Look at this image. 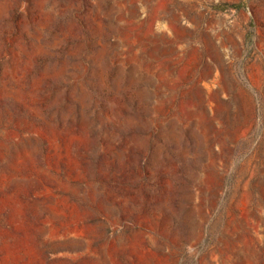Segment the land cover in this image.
I'll return each mask as SVG.
<instances>
[{
    "label": "rangeland",
    "instance_id": "1",
    "mask_svg": "<svg viewBox=\"0 0 264 264\" xmlns=\"http://www.w3.org/2000/svg\"><path fill=\"white\" fill-rule=\"evenodd\" d=\"M262 58L264 0H0V264H264Z\"/></svg>",
    "mask_w": 264,
    "mask_h": 264
},
{
    "label": "trees",
    "instance_id": "2",
    "mask_svg": "<svg viewBox=\"0 0 264 264\" xmlns=\"http://www.w3.org/2000/svg\"><path fill=\"white\" fill-rule=\"evenodd\" d=\"M243 1L241 2H238V3H233V4H230L229 6H232V7H236V8H241L243 7Z\"/></svg>",
    "mask_w": 264,
    "mask_h": 264
},
{
    "label": "bare ground",
    "instance_id": "3",
    "mask_svg": "<svg viewBox=\"0 0 264 264\" xmlns=\"http://www.w3.org/2000/svg\"><path fill=\"white\" fill-rule=\"evenodd\" d=\"M262 59H264V58H262Z\"/></svg>",
    "mask_w": 264,
    "mask_h": 264
}]
</instances>
